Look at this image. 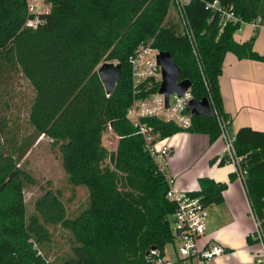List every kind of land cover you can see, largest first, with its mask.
<instances>
[{
	"label": "trees",
	"instance_id": "16d2710c",
	"mask_svg": "<svg viewBox=\"0 0 264 264\" xmlns=\"http://www.w3.org/2000/svg\"><path fill=\"white\" fill-rule=\"evenodd\" d=\"M205 1L212 0H190L186 6L200 71L171 0H43L49 10L39 14L43 22L36 29L25 25V0H0V87L15 71L33 90L29 132H20L0 113V264H152L150 250L163 254L173 242L167 216L175 202L166 196L167 178L126 117L138 96L132 93L128 58L138 44L151 40L159 51L171 54L180 68L178 80H190L192 97H207L211 105L212 116L192 115L187 128L143 119L158 140L185 131L206 134L213 142L221 135L218 117L228 131L230 118L219 88L224 56L232 52L239 59L264 60V54L253 50L256 29L264 24V0H217L237 17L221 29L218 11L206 10ZM246 22L255 23L254 34L235 41L233 33ZM107 60L121 65L120 80L110 94L97 74L99 63ZM144 85L147 89L139 95L156 90L158 82L148 79ZM107 130L117 137L113 151L102 144ZM39 136L57 148L66 181L87 190L85 206L72 218L60 193L51 188L26 213L24 190L31 180L23 169L24 157ZM232 137L264 243V130L242 126ZM224 162L221 158L218 163ZM225 187L202 177L199 188L188 193L210 205L222 201ZM57 224L70 231L74 256L46 262L33 245L49 239V227ZM246 238L258 242L251 234Z\"/></svg>",
	"mask_w": 264,
	"mask_h": 264
},
{
	"label": "crops",
	"instance_id": "0c3cea01",
	"mask_svg": "<svg viewBox=\"0 0 264 264\" xmlns=\"http://www.w3.org/2000/svg\"><path fill=\"white\" fill-rule=\"evenodd\" d=\"M207 2L210 1H205L204 4ZM44 6L49 9L48 5ZM256 30L253 50L264 54V25H260ZM254 32L253 23H242L233 33V38L237 42H243ZM219 88L223 110L230 118L228 133L231 136L242 126L264 130V60L239 59L232 52H227L219 76ZM177 133H184L186 146H180L185 143V139H179L180 144L172 140ZM177 133L163 138L160 143H165L169 147V153L159 160V164L163 167L166 178L173 179L171 189L175 192L196 191L202 177L226 183L225 189L221 192L222 201L208 205L209 216L201 241L216 242L224 249L220 255L213 258L211 264H256L252 263L255 256L253 245L249 243L246 247L242 243V236L250 230V225L242 224L234 228L238 230L241 239L239 241L227 232L230 226L226 220L243 221L247 217L246 206L250 207V204L242 182L236 176H232L235 175L234 165L229 162L218 163L225 147L223 137L220 135L213 142H209L208 136L203 133L185 131ZM168 139L170 143L167 142ZM242 246L243 253L237 250ZM163 252L166 257L172 258L167 255L165 247Z\"/></svg>",
	"mask_w": 264,
	"mask_h": 264
},
{
	"label": "built area",
	"instance_id": "2783aa9c",
	"mask_svg": "<svg viewBox=\"0 0 264 264\" xmlns=\"http://www.w3.org/2000/svg\"><path fill=\"white\" fill-rule=\"evenodd\" d=\"M29 17L26 18L25 25L36 29L43 19L40 13L47 12L48 7L44 6L43 0H25ZM190 0H171V4L176 17L178 18L181 32L189 40L191 50L195 56L198 68L202 71V63L199 58L197 43L186 6ZM44 8V9H43ZM206 10H216L220 15V29L227 21H236L237 17L233 11L221 6L217 0H212L204 4ZM255 25V23H253ZM264 25V24H259ZM158 48L152 46L151 40L141 42L134 49L128 60L131 68L132 93L135 96L126 111L127 119L137 128V132L142 135L144 145L149 154L157 161L160 170L163 167L159 160L169 153V147L165 143H157L158 139L151 132V128L143 122L146 118H157L163 121H173L180 128H187L191 124V111L188 105L193 99L188 88L181 95L172 93L168 96V103L165 106L164 94L158 92L161 82V68L157 64ZM153 79L158 82L156 90L143 93L146 90L145 82ZM221 129V136L224 139L225 147L221 153V158L225 162L234 165L235 176L244 186L245 170L241 167L242 156L236 154L233 146V137L228 133L225 121L218 117ZM161 140V139H159ZM173 179H167L169 189L166 193L168 199L175 202V209L167 216L170 228L174 235L173 242L178 244L175 249V259L168 258L160 254L156 249H151L150 254L154 255L152 264H210L211 259L223 252V247L216 242L205 241L206 224L209 216L208 205L203 203L198 195L188 192H175L171 189ZM250 213L253 217L255 230L251 233L252 239L260 242L264 254V243L259 222L255 218L251 207ZM259 261V259L257 260Z\"/></svg>",
	"mask_w": 264,
	"mask_h": 264
},
{
	"label": "rangeland",
	"instance_id": "374dc122",
	"mask_svg": "<svg viewBox=\"0 0 264 264\" xmlns=\"http://www.w3.org/2000/svg\"><path fill=\"white\" fill-rule=\"evenodd\" d=\"M107 62L117 63L116 60H107ZM101 63H99V65ZM0 88V113L8 115L10 121L14 122L16 125L15 128L18 127L20 132H29L30 127L27 123V109L33 95L31 85L20 73L14 71L8 78V81L5 84H2V87ZM179 139H185V143L180 144L178 142ZM162 140L163 139L158 140L157 143ZM169 140L170 139H168L167 142H169ZM172 140L177 142V144H180V146H186L187 144L184 133H177ZM116 141L117 137L110 130H107L102 137V144L109 151H113L115 149ZM24 158L23 169L29 173V179L31 180V183H29L24 190L27 215L33 212L36 197L46 189L50 188L60 193L61 199L66 206V213L69 218L78 214L86 204L87 190L82 186L73 187L66 181V175L62 168L59 152L57 151V148L50 143V139L39 136ZM246 207V219L243 221L227 219L226 222L229 223L230 226L228 227L227 232L234 235L238 241L240 236L238 235V230H234V228L236 229L239 226H242V224L245 226L248 224L250 225V230L245 233V236H242V243L247 247L249 245L246 238L247 234H251L255 230V224L249 207ZM251 244L253 245V251L255 254V256L253 255L254 262L252 260V263L256 262V264H264V254L260 243L252 242ZM73 246L70 231L61 224L50 226L49 239L42 242V244L38 245V247L33 245V247L38 249L37 253L40 254L46 262H58L59 260H65L73 257ZM176 248H178V244L176 242H170L165 245L167 255L172 256V260L175 259ZM237 250L243 253L244 248L242 246L241 249ZM258 259L259 261H257ZM213 261L214 259H211L210 264Z\"/></svg>",
	"mask_w": 264,
	"mask_h": 264
},
{
	"label": "water",
	"instance_id": "95a60500",
	"mask_svg": "<svg viewBox=\"0 0 264 264\" xmlns=\"http://www.w3.org/2000/svg\"><path fill=\"white\" fill-rule=\"evenodd\" d=\"M157 64L161 68V82L158 92L164 94L165 106L168 103V96L172 93L181 95L186 91L191 82L188 79L178 80L180 68L174 62L168 51H160L157 55ZM97 74L101 80L105 92L110 94L114 91L116 84L120 80L121 65L104 61L97 68ZM192 115L212 116V108L207 97L201 100L191 99L188 103Z\"/></svg>",
	"mask_w": 264,
	"mask_h": 264
}]
</instances>
